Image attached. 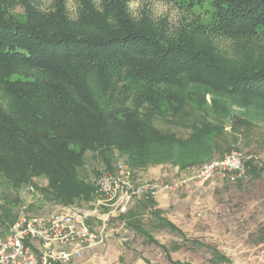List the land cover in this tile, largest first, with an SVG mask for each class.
<instances>
[{"label":"trees","instance_id":"1","mask_svg":"<svg viewBox=\"0 0 264 264\" xmlns=\"http://www.w3.org/2000/svg\"><path fill=\"white\" fill-rule=\"evenodd\" d=\"M172 1L209 3L211 18L169 29L166 19L133 17L124 0H78L75 17L63 0L46 12L0 0V175L8 183L42 177L48 202L71 205L92 199L79 172L87 157L106 172L116 155L136 171H183L220 151L226 126L233 137L258 130L264 139V40L254 41L264 0ZM215 37L236 42L234 59L216 51ZM258 170L250 165L248 174Z\"/></svg>","mask_w":264,"mask_h":264},{"label":"rangeland","instance_id":"2","mask_svg":"<svg viewBox=\"0 0 264 264\" xmlns=\"http://www.w3.org/2000/svg\"><path fill=\"white\" fill-rule=\"evenodd\" d=\"M27 1L43 12L52 6V0ZM124 2L133 17L147 14L154 20L166 19L169 29L180 23L208 22L212 14L211 6L206 2L189 6L172 0ZM63 4L70 17H75L78 0H63ZM14 12L21 14L23 10L16 6ZM254 39L263 41L264 32H259ZM213 40L218 53L235 58L232 49L236 42L223 37ZM156 126L180 138L188 136V132L160 121ZM257 132L245 135L247 137H233L231 128L226 126L223 137L226 145L221 143L220 151L214 152L211 159L183 171L171 165L136 171L126 165L123 157L116 155L113 171L106 172L100 161L85 158L86 165L79 171L80 176L91 181L94 193L88 202L71 205L93 213L86 223L92 233L102 235V242L86 248L67 264H264V139H258ZM231 152H242L246 158L243 177L227 172H216L205 181L199 177L204 165ZM119 165L129 171L127 183L132 187L153 183L160 188L169 185L171 189L160 190L150 198L132 200L125 212L102 221L111 209L97 204L104 198L97 191L96 181L103 175L114 174ZM250 165L260 169L256 175L248 174ZM46 186L41 177L14 188L0 175L1 228L11 226L21 217L50 216L62 206H69L48 202L42 191ZM160 196L165 197L160 200ZM160 220L169 222L174 228L163 227ZM127 223L147 232L159 246Z\"/></svg>","mask_w":264,"mask_h":264},{"label":"built area","instance_id":"3","mask_svg":"<svg viewBox=\"0 0 264 264\" xmlns=\"http://www.w3.org/2000/svg\"><path fill=\"white\" fill-rule=\"evenodd\" d=\"M245 159L242 152H231L204 165L199 177L205 181L216 172L243 177ZM129 178L127 168L119 165L114 174L103 175L96 181L97 191L104 198L97 204L111 209L102 221L125 212L132 200L150 198L160 190L171 189L169 185L160 188L153 183L132 187L127 183ZM92 214L77 205H69L50 216L21 217L4 229L0 225V264L69 263L86 248L102 242V235L92 233L86 223Z\"/></svg>","mask_w":264,"mask_h":264},{"label":"crops","instance_id":"4","mask_svg":"<svg viewBox=\"0 0 264 264\" xmlns=\"http://www.w3.org/2000/svg\"><path fill=\"white\" fill-rule=\"evenodd\" d=\"M160 171V170H159ZM150 171L148 170V172L147 173H149ZM151 173H153V174H155L156 172L155 171H151ZM152 177H154V176H152ZM165 196H160L159 197V199L161 200V199H163ZM157 201V200H156Z\"/></svg>","mask_w":264,"mask_h":264}]
</instances>
